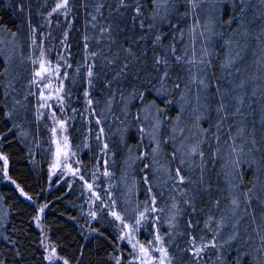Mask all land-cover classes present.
Listing matches in <instances>:
<instances>
[{
	"label": "trees",
	"instance_id": "obj_1",
	"mask_svg": "<svg viewBox=\"0 0 264 264\" xmlns=\"http://www.w3.org/2000/svg\"><path fill=\"white\" fill-rule=\"evenodd\" d=\"M60 2L0 0V264H63L46 259L40 208L44 235L68 264H140L123 224L169 264H264V92L229 104L220 70L232 46L245 43L246 56L262 49L258 0H217L207 15L202 0H66L63 12ZM204 20L214 34L201 39L195 77ZM243 25L249 37L238 38ZM42 52L61 66L54 113L77 154L74 176L52 175ZM195 86H205L202 115L187 102ZM241 119L255 140L237 160Z\"/></svg>",
	"mask_w": 264,
	"mask_h": 264
},
{
	"label": "rangeland",
	"instance_id": "obj_2",
	"mask_svg": "<svg viewBox=\"0 0 264 264\" xmlns=\"http://www.w3.org/2000/svg\"><path fill=\"white\" fill-rule=\"evenodd\" d=\"M66 0H61L59 6L61 12L64 11V5ZM204 1V2H203ZM217 0H202L205 14L209 12V8L214 10L217 8ZM258 6L261 11L264 12V0H258ZM205 21V20H204ZM242 31L236 33L235 36L238 38L249 37L247 32L243 31L246 28V25H243ZM213 29L212 33L209 30ZM241 32V33H240ZM261 34L264 37V29ZM214 34V28L211 23L205 21L203 24H198L196 29V41L194 43L195 51L191 55L192 59V69L193 74L196 77L201 71L199 70L200 65L203 61V52H202V40H210ZM262 49H258L257 52L247 55L246 45L238 44V47L232 46V51L230 52L227 63L220 66L221 74L225 75L226 71V81L229 86H223L222 96L228 100L229 104H238L241 105L247 99V97L252 96H261L264 92V78L262 77L259 81L260 86H258V79L263 73L264 70V41L263 46H259ZM38 68L36 70V81L39 88V104L41 109L46 110L48 114L53 116V126H52V143H53V156L51 161V170L52 175L61 174L63 176L70 175L74 176L78 172L77 169V154L72 150L70 142L67 136V128L65 125V120L55 112V108L59 109L60 103L62 102V87H63V75L61 74V66L59 63H50L46 59L44 53H41V57L38 60ZM37 73H40L38 76ZM205 86H195L194 94L192 93L187 96V102L192 103L191 113L196 114L202 105L203 89ZM247 93L249 96H247ZM263 103L258 100V114L262 115L264 111ZM262 105V107H260ZM263 110V111H262ZM199 117V114H198ZM195 119L187 120L185 127L187 128V133L181 134L180 142L186 143L187 140L191 137L190 135L193 132V127H197L195 124ZM247 123L241 119L239 128L237 127V134L234 136L233 143L234 149L230 150V154L234 156L235 159L240 160L245 155L247 151L243 149V145L246 143H253L255 140V131L250 126L248 131H246ZM245 129V131H244ZM252 152H248L251 154ZM230 159H232L230 157ZM41 209L39 210V219H37V226L42 232V244L45 250L46 259L49 256L53 258L51 260L47 259L48 262H61L65 264V260L60 258L55 249L48 242L46 236L44 235L42 224H41ZM122 235L133 251V259L131 262H138L140 264H169L166 256L160 251L161 248H158V253L154 254L153 251L149 250L142 244H140L135 236V230L129 224L122 225ZM146 251L142 252L141 249ZM68 264V263H67Z\"/></svg>",
	"mask_w": 264,
	"mask_h": 264
},
{
	"label": "snow or ice",
	"instance_id": "obj_3",
	"mask_svg": "<svg viewBox=\"0 0 264 264\" xmlns=\"http://www.w3.org/2000/svg\"><path fill=\"white\" fill-rule=\"evenodd\" d=\"M58 7H60V6L58 5ZM37 75L39 76L40 73H37ZM41 211H43V209H41ZM113 214L115 215V213H113ZM141 216L143 217V213H141ZM37 219H39V217H37ZM117 219H119V216H117ZM157 239H159V237H157ZM193 243H194V241H193ZM141 251L144 252L146 250L142 248ZM160 251L164 254V256L167 255V253H166V251L164 249H161ZM201 251H202V249L197 248V249H195V254L199 255V253ZM52 258H53L52 256L47 257V259H49V260H51ZM65 264H67V261H65ZM161 264H163V260H161Z\"/></svg>",
	"mask_w": 264,
	"mask_h": 264
}]
</instances>
